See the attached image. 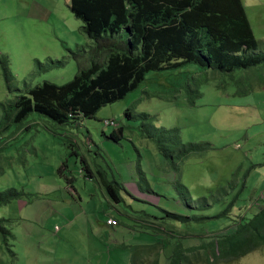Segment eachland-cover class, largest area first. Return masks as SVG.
<instances>
[{"label": "rangeland", "instance_id": "1", "mask_svg": "<svg viewBox=\"0 0 264 264\" xmlns=\"http://www.w3.org/2000/svg\"><path fill=\"white\" fill-rule=\"evenodd\" d=\"M242 3L264 47V0ZM70 5L71 0H0V13L14 15L0 20V103H9L0 108V116L28 89L44 82L63 85L77 74L78 64L67 49L76 50L88 38ZM6 62L14 75L11 90L2 70ZM134 104L129 117L126 111ZM143 114L153 123H144ZM27 125L32 129L13 128L0 137V191L12 188L26 194L0 207V218L9 220L13 232L7 245L0 239V264H166L169 248L154 241L141 246L135 242L142 238L139 233L127 242L134 247L123 248L114 239H121L123 227L108 220L154 224L153 215L159 224L177 229L182 224L166 217L165 210L182 206L185 215L213 218L231 204L225 218L194 223L190 228L195 232H187L201 235L202 257L213 256L219 254L217 240L264 207V65L231 76L194 64L152 71L139 88L96 117L60 126L33 114ZM119 128H124V137L109 139ZM172 128L180 129L183 143L210 147L177 162L179 179L150 141L155 142L160 130ZM139 159L146 179L135 187L126 185L132 194L119 173L136 176ZM104 176L119 183L120 203L107 195ZM180 183L188 188L194 209L212 207L190 211L181 201ZM173 254L174 264H184L181 248L175 246ZM220 256L217 264H264V245L239 259Z\"/></svg>", "mask_w": 264, "mask_h": 264}, {"label": "trees", "instance_id": "2", "mask_svg": "<svg viewBox=\"0 0 264 264\" xmlns=\"http://www.w3.org/2000/svg\"><path fill=\"white\" fill-rule=\"evenodd\" d=\"M70 9L83 22V33L88 38V43L76 50L67 49L69 56L78 64L77 74L66 84L44 82L17 96L0 116V137L9 134L13 128L31 130L27 124L33 114L60 126L81 117H96L102 108L124 100L139 88L152 71L176 70L194 64L205 71L215 67L231 76L238 71L264 65L263 43L254 35L242 0H71ZM53 65L58 64L53 62ZM2 70L11 90L14 75L8 72L7 62ZM8 104L2 102L0 108ZM135 107L136 104L126 111L129 117L134 116ZM142 117L144 123L152 124L154 121L148 114ZM123 137L124 128L114 130L108 136L115 141ZM150 141L166 155L178 179L179 170H174L177 162L201 155L210 148L206 144L183 143L179 128L162 129L155 142ZM85 168L92 175L91 168L88 165ZM136 176L139 183L146 179L141 159L137 161ZM102 183L107 188V195L120 203L122 198L116 187L119 183L105 176ZM180 185L183 192L181 201L190 211H205L212 207L211 204H202L194 209L188 188L182 183ZM147 190L151 191L149 183ZM25 196L17 189L0 191V207ZM203 201L206 203L207 198ZM226 209L213 218L164 211L166 217L180 222L182 228L188 226L189 230L176 229L174 225L167 226L163 222L159 224V217L153 215L149 217L156 222L154 224L150 221L131 224L120 220L123 230L119 242L123 248L134 247L127 242L136 239L139 233L142 238L135 242L141 246L148 247L154 241L169 248L170 264L176 261L173 254L175 246L181 248L184 264H195L198 260L217 264L222 259L220 255L231 260L239 259L264 245L263 207L215 242L219 254L202 257L201 235L187 232H195L190 228L194 223L225 218L229 211ZM161 218L165 219L164 216ZM12 233L9 220L0 218V239L5 245ZM168 233L171 236L164 237ZM173 238L178 239L176 245L171 243ZM197 238L198 243L194 242Z\"/></svg>", "mask_w": 264, "mask_h": 264}, {"label": "crops", "instance_id": "3", "mask_svg": "<svg viewBox=\"0 0 264 264\" xmlns=\"http://www.w3.org/2000/svg\"><path fill=\"white\" fill-rule=\"evenodd\" d=\"M14 17V15H12V14H10L9 13V11H7L6 13H0V20H2V19H12ZM119 175H120V177L122 178V180H123V182L122 183H124L125 184V186L127 185V186H134L135 187V185H136V182H138V178L136 177V176H134V172H130V173H128V174H124V173H119ZM126 186V187H127ZM128 188V187H127ZM129 189V188H128ZM131 192H132V190L131 189H129ZM133 193V192H132ZM174 211H176V212H179V213H183L184 214V211H183V207L181 206V207H174ZM113 217V216H112ZM113 218H115L118 222H119V224H120V219H118V218H116V217H113ZM117 242H118V245H121L120 243H119V241L116 239V238H114ZM163 254H162V251H161V256H162ZM166 264H169V261H166Z\"/></svg>", "mask_w": 264, "mask_h": 264}, {"label": "built area", "instance_id": "4", "mask_svg": "<svg viewBox=\"0 0 264 264\" xmlns=\"http://www.w3.org/2000/svg\"><path fill=\"white\" fill-rule=\"evenodd\" d=\"M108 224L111 226H117L118 225V221L114 218H111L108 220Z\"/></svg>", "mask_w": 264, "mask_h": 264}]
</instances>
